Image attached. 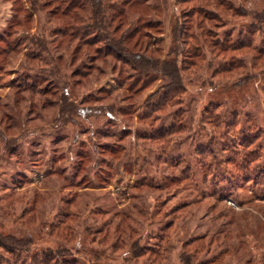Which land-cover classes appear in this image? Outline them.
<instances>
[{
    "label": "rangeland",
    "instance_id": "374dc122",
    "mask_svg": "<svg viewBox=\"0 0 264 264\" xmlns=\"http://www.w3.org/2000/svg\"><path fill=\"white\" fill-rule=\"evenodd\" d=\"M31 1L0 0V264H183L201 242L192 264H264V66L253 53L177 54L191 73L186 89H167L170 78L107 56L89 26L67 35L66 0ZM177 1L147 0L163 13L130 25L185 50L192 41L173 42L172 28L195 2ZM226 1L264 13V0ZM223 21L208 22L220 43L250 24L264 39V22ZM235 61L246 70L226 74Z\"/></svg>",
    "mask_w": 264,
    "mask_h": 264
},
{
    "label": "trees",
    "instance_id": "16d2710c",
    "mask_svg": "<svg viewBox=\"0 0 264 264\" xmlns=\"http://www.w3.org/2000/svg\"><path fill=\"white\" fill-rule=\"evenodd\" d=\"M66 1L69 9H66V13L64 14L67 17L69 16L70 20L65 18L63 23L68 29V31L65 29L67 35L71 37L73 34L75 36V33H78L75 38L77 39L81 31L92 28L94 33L98 35L95 40L104 44V51L107 53V56L111 55L115 60H119L121 63L128 65L136 73L147 76V78H155L159 74L170 78L171 82L167 85V89H186L184 82L188 67L178 62L176 58L177 54L194 57L202 63L207 60L208 54L213 53L216 49L223 51L233 50L242 55L252 52L254 56L252 60L254 67L261 69L264 66V39L258 42V32L261 31V28L250 24L242 32L240 31L236 39L230 37V34L228 36L226 35L225 39L229 42L228 44L216 41L215 35L208 28V22H224V16L227 15L232 17H250L252 20L264 22V13L252 11V9L246 7H241V9L234 7L226 0H178L175 5L188 1L195 3L191 7L194 10L193 16L188 14L184 23L173 26V42H179V40L185 42L187 39L192 42L186 46L185 50L180 47L179 42L178 48H172L171 46L167 51L165 50L166 52L164 51L163 45L154 47L152 44H157L153 43L154 40L151 38L150 40L144 39L145 35L138 26L133 25L132 27L130 25L136 15L139 17L145 16L146 18H150L153 14H157V12L161 15L163 13L161 6L155 7V11L147 4V0H127L122 5L120 3L108 2L109 0ZM36 3L34 0L31 1V4L35 6ZM76 9L79 10L77 14L75 13ZM85 15H88V18L93 20L92 24H83L85 22L83 19ZM229 21L225 20V22ZM112 22H114V28H111ZM125 25L126 28H124ZM85 26L89 27L85 29ZM33 42L38 44L43 52L48 50L42 42ZM78 42L87 44V48L91 44L90 39L85 38H80ZM67 43L72 42L68 41ZM70 50H73L72 52L75 53L81 51V48L80 46H74ZM26 56L27 58H31L29 54H26ZM50 57L52 56L50 55ZM198 65L196 64L195 66L198 67ZM237 68L246 70V64L242 61H235L232 67L228 68L225 73L233 75L234 70ZM79 76H82L81 71L74 73V77L79 78ZM58 84L64 85L62 89H67L68 87V83L65 84L63 81ZM250 144L253 143L248 141L244 147ZM250 155L252 156V154L247 153L246 157ZM7 240L12 241L14 239L7 237ZM187 246H190L191 250H189L190 254L187 255L185 251L183 252V264H192L191 257H194L200 251L207 250L206 244L202 242L195 244L189 243ZM16 249H10V252L14 255L16 254L14 251ZM5 261L7 262L6 259Z\"/></svg>",
    "mask_w": 264,
    "mask_h": 264
}]
</instances>
